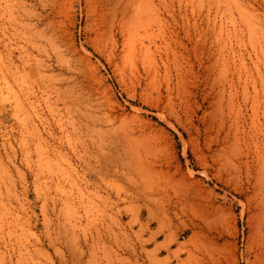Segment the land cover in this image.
Wrapping results in <instances>:
<instances>
[{
    "label": "rangeland",
    "instance_id": "rangeland-1",
    "mask_svg": "<svg viewBox=\"0 0 264 264\" xmlns=\"http://www.w3.org/2000/svg\"><path fill=\"white\" fill-rule=\"evenodd\" d=\"M0 264H264V0H0Z\"/></svg>",
    "mask_w": 264,
    "mask_h": 264
},
{
    "label": "bare ground",
    "instance_id": "bare-ground-1",
    "mask_svg": "<svg viewBox=\"0 0 264 264\" xmlns=\"http://www.w3.org/2000/svg\"><path fill=\"white\" fill-rule=\"evenodd\" d=\"M97 2V1H96ZM99 2H100V0H99ZM115 6H117V4L115 5ZM113 11V10H112ZM208 75V74H207ZM207 75H206V77H207ZM71 103V102H70ZM69 103V104H70ZM218 109V108H217ZM216 109V110H217ZM219 110V109H218ZM88 125V124H87ZM219 126V125H218ZM207 137V136H206ZM122 141V140H121ZM102 143V142H101ZM103 143H105V142H103ZM106 144V143H105ZM204 144V143H203ZM104 145V144H103ZM107 145V144H106ZM111 145H112V143H111ZM114 145V144H113ZM118 145V144H117ZM114 146H116V144L114 145ZM113 146H111V148H112ZM205 147V146H204ZM115 148V147H114ZM113 149V148H112ZM116 149V148H115ZM114 149V150H115ZM118 149V148H117ZM116 149V150H117ZM131 154V153H130ZM137 154H138V152H137ZM132 155H133V153H132ZM124 156L121 154L120 155V153L118 154L117 153V155H116V157L115 156H113L112 157V155H111V157L110 158H106L107 160L105 161L104 160V165H105V169H106V172H111V171H113V172H116L117 174H119V175H127V177L128 176H130V178L129 179H131V177H132V175H131V173H130V171H129V169H131V167L129 168V166L131 165V164H128L127 165V168H129V169H125V167L124 168H122L121 167V165L119 164L120 162L119 161H121L122 162V164L124 165V163H123V160H125L126 161V155H125V157L123 158ZM139 157V156H138ZM128 158V157H127ZM129 159H131V156H129ZM128 159V160H129ZM132 159H133V157H132ZM131 159V160H132ZM130 160V161H131ZM129 161V162H130ZM127 163H128V161H127ZM132 164H133V161L131 162ZM132 166V165H131ZM260 188V187H259ZM261 189V188H260ZM118 196H120V191L118 190V194H117ZM253 196V195H252ZM160 224V227H162L163 225H162V223L160 222L159 223ZM151 236V235H150ZM263 256V255H262Z\"/></svg>",
    "mask_w": 264,
    "mask_h": 264
}]
</instances>
